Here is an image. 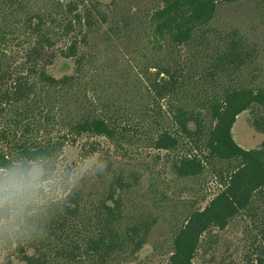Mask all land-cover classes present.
<instances>
[{"label": "trees", "instance_id": "16d2710c", "mask_svg": "<svg viewBox=\"0 0 264 264\" xmlns=\"http://www.w3.org/2000/svg\"><path fill=\"white\" fill-rule=\"evenodd\" d=\"M238 1L154 0L142 20L123 10L120 0L105 4L111 13L100 0H0V169L38 158L53 168L66 139H119L130 130L134 117L121 103L100 101L95 92L90 49L95 33L111 18L108 36L121 34L137 43L145 34L154 49L167 50L162 56H143L141 66L148 92L141 123L148 124L147 117L160 120L162 99L170 104L174 123L153 136L154 146L185 147L175 162L180 176L195 177L212 163L226 164L216 171L221 191L203 209L192 210L177 229L168 264H195L201 241H213L215 231L240 213L252 218L263 240L255 236L246 260L264 264V227L257 223L264 222L259 201L264 197V140L246 149L232 134L237 116L246 110H257L253 125L264 134V86L253 77L260 46L238 27L218 23L220 7ZM61 56L72 61L73 72L56 77L50 66ZM96 66L97 75L104 76ZM63 101L69 115L64 116L62 141L49 137L48 129L63 115ZM72 103H82L84 111H73ZM96 149V144L84 147L80 158ZM69 168L20 215L0 210V218L14 221L0 237V264H15V259L26 264H128L143 249L149 220L127 212L125 196L132 183L124 173L113 171L93 191L86 179L72 185ZM59 186L64 187L61 195Z\"/></svg>", "mask_w": 264, "mask_h": 264}, {"label": "rangeland", "instance_id": "374dc122", "mask_svg": "<svg viewBox=\"0 0 264 264\" xmlns=\"http://www.w3.org/2000/svg\"><path fill=\"white\" fill-rule=\"evenodd\" d=\"M100 1L104 2L102 7L111 13V6L108 8L105 4L113 0ZM120 3L123 10L134 12L145 20L154 0H120ZM219 14L220 26L238 27L250 41H255L260 46V56L255 68L257 71L253 77L258 84L264 86V0H240L224 4L220 7ZM110 22H104L95 33L94 44L90 49L95 64L106 73L104 76L97 75L95 65V92L102 102L121 103L135 122L132 120L130 130L119 139L103 136H84L76 142L66 139L63 152H57L59 155L52 165L51 179L45 183V187H51L56 181L62 180L65 169L69 167L71 184L86 179L89 189L93 191L95 187L104 185L113 171L124 173L132 183L125 196L127 212L130 216L149 220L147 243L138 254L129 259L128 264H168L177 229L192 210L203 209L221 191L223 186L216 171L224 170L226 164L212 163L195 177L180 176L176 172L175 162L186 152L185 147L167 150L154 146L153 136L164 129H172L174 123L169 111L170 104L166 99L160 101V120L155 122L147 117L148 124L141 123L140 119L146 117L148 102V92L144 87L146 83L141 79V66L145 60L143 56L151 57L156 53L162 56L167 50L154 49L145 34L137 43H130L121 34L116 36L113 33L108 36L106 32L112 24L111 18ZM144 53L148 54L143 55ZM50 72L56 77L71 74L72 61L61 56L50 66ZM57 105L61 107L62 103L58 102ZM73 105V111H84L82 103ZM90 105L89 102V107ZM66 112L63 101V115L49 127V137H60L62 141L65 139L62 138L67 130L64 116L69 115ZM256 112L257 110L243 111L237 116L232 128L234 139L246 149L257 148L264 140V134L253 125ZM261 113L264 115L263 109ZM90 144H96L98 149L81 159L82 149ZM106 171L109 172L108 175ZM101 172L105 175L102 179ZM63 189L64 187L59 186V195L63 193ZM259 201L264 213V197ZM10 221L13 219L0 218V237ZM257 223L264 227L261 220ZM215 233L213 241H201L194 259L195 264H250L246 256L254 249L255 236L258 235V240H262L260 229L253 226L252 218L242 213L237 214L225 229H218ZM0 248L2 250L1 245ZM9 252L4 253V256ZM15 264L26 263L15 259Z\"/></svg>", "mask_w": 264, "mask_h": 264}, {"label": "clouds", "instance_id": "9594fccd", "mask_svg": "<svg viewBox=\"0 0 264 264\" xmlns=\"http://www.w3.org/2000/svg\"><path fill=\"white\" fill-rule=\"evenodd\" d=\"M52 169L46 159L18 161L0 169V210L17 216L39 202Z\"/></svg>", "mask_w": 264, "mask_h": 264}]
</instances>
